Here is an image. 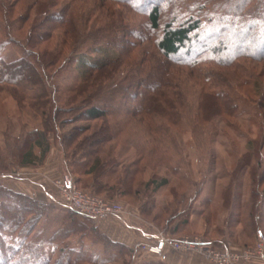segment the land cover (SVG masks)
I'll use <instances>...</instances> for the list:
<instances>
[{
	"label": "rangeland",
	"instance_id": "1",
	"mask_svg": "<svg viewBox=\"0 0 264 264\" xmlns=\"http://www.w3.org/2000/svg\"><path fill=\"white\" fill-rule=\"evenodd\" d=\"M36 1L0 0V26L2 25L6 29L0 31V38L6 37L5 31H8L9 27L18 26L12 22L14 17L16 19L21 18L22 23L25 25L19 32L14 30V33L19 39H26L30 26L35 24L33 23L35 20L42 17L36 14V7L34 6ZM45 1L49 3L51 0ZM59 1H64V4L60 6L51 5L52 9L57 10L66 7L70 8L68 12L73 9H76V12H74L72 18L66 12V19L70 22L68 26L71 29L69 35L67 33V35H64L65 28L63 26L57 27L55 29L56 34L50 41L55 43L57 39L67 37L68 42L80 44L79 54L77 55L79 57L76 63L80 72L89 70L93 65L103 61L117 58L121 54V45L108 46L107 41H103L102 44L95 43L101 30H104L103 36L105 38H111L108 39L109 42L112 39H118L121 43L120 40L131 39L132 31H135L137 36L143 37L146 33L144 29L147 20L146 11L151 5L156 2L164 4V21L171 18L173 13H177L178 7V5L170 4L171 0ZM70 3H72V6H70ZM106 10L110 12L108 11V13ZM26 13L27 15H25ZM40 20L42 22V18ZM40 22L39 25L32 26L35 32L33 36L41 34L47 26L57 24L56 19L50 22L43 21L41 24ZM161 33V30H157L154 36L150 37V40L141 44V47L127 52L128 57L124 59V62L122 61L121 66L117 67L119 79L138 76L139 73L135 72L136 69L133 65L140 61L139 58L142 56L146 61L145 64H142L144 68L146 64L147 66H154V61H147V58L148 56H160L156 52H152V49L155 48L152 41L160 37ZM257 36L254 45L247 43L253 51H258L261 47L259 42L264 39V32H260ZM204 39L205 36H201L199 40L202 43L206 40ZM235 41L234 38H231V46L224 51L225 56L233 51L232 47ZM6 42L5 47H0V58L14 61L23 57L33 62L37 67L40 60L39 56H27L15 42H9L8 40ZM51 42H42L40 46H52L51 48H53ZM88 43L95 47L86 48L85 46ZM200 46L197 43L192 47V50H196ZM70 52L71 50L65 49L63 53L69 54ZM23 67L17 71L14 69L15 75L22 72ZM38 69L42 81L34 84L35 87L28 92V95L31 94V98L24 95L22 99L23 95L21 93H18L20 96L18 97L7 90L0 91V181L13 191L48 204L47 209H45L46 213H44L38 225L33 228L31 234L28 235L29 241L32 240L33 244H38L39 249H42L43 253L46 254L50 252L54 245L63 246L61 240L51 241L50 238L59 228L68 229L71 226L69 222L73 216L68 213V210L73 208L63 201L56 184L59 179L69 176L78 190L95 195L105 201L119 203L122 206V212L119 215L127 216L135 212L139 214L143 219L142 223L146 224V228L156 231L154 237L148 239L147 243L154 242L160 236L176 239L198 237L210 243L213 248L230 250L234 255L245 250L253 251L256 253L255 257L252 261L250 259L248 263L264 264V248L259 250L257 246V233L258 230L264 231V219L253 223L250 216L251 210L258 213L260 207L264 210L263 200L259 199L257 201L252 196L253 183H251L252 170L250 169L251 165H254L253 168L257 169V174L260 175L258 160L262 161L263 166L261 168L264 167V59L254 61L250 57H245L237 59L232 65L216 66V64H210L207 67V75L210 76L207 85L214 90L225 92L231 99H234L233 104L237 103L239 110L232 115L225 114L214 117L209 123H206L203 129L201 127L197 129L195 120L199 96L203 88H206L203 84L205 75H202V79L197 74H190L187 68L173 67L171 71L174 79L173 83L164 92L166 97L170 98L169 100L176 99L185 103L186 110L179 111L182 114L178 113L179 117L182 118L180 122L184 121L183 126H172L171 119H168L165 115L152 121L154 130L156 124L160 122L164 125L168 124L167 129L170 133L161 131L157 132L155 136L159 135V140L163 141V145L166 144L165 147L170 149L169 154H172V160L169 159L167 161L169 163L162 164L159 162L160 156L158 154L154 156L157 163L155 160L144 161L147 165L139 171L134 179V190H138V193L133 192L127 195L120 194V191L113 192L109 188H102V183L100 184L97 179L95 182L94 174L85 173L88 169V161L82 156V151L79 150L80 147L84 148L81 144L83 136L91 135L94 130L102 126L103 121L86 119L81 113V109H73L69 113L62 114L64 118H71L72 121L60 128L57 127V131L49 133L50 149L42 163L19 165L18 155L22 152L24 140L27 138L26 134L34 129L44 128L43 121L45 117L42 112L45 108L40 107L43 106V100L49 101V103L46 102V105L43 103L45 106L51 104L50 107H52L58 104V107H63L59 101L57 102L56 94L51 91L52 78L49 77V72L42 63ZM52 70H54L53 67ZM185 73L188 76H185ZM66 75L67 72L62 77H66ZM68 80L71 82V79H65V82H69ZM246 80L248 81L246 82ZM27 82L22 85L23 88H30L31 85ZM104 84L107 85L105 86L107 89L112 88L108 86L110 80H107ZM44 90L49 91L48 97L45 93L43 94ZM41 91L42 97L37 95ZM34 93L36 95L32 99ZM173 106L178 105L173 104ZM119 118L121 117L119 116ZM149 121L144 120L143 122ZM79 126L89 127V129L76 137V143L67 146L60 136L64 133L76 136ZM138 128H141V126ZM121 129V135L115 141V159L109 157V162H112L111 167L103 172L100 177L101 182L109 181V179L119 174L128 158L135 153L132 143L138 140L137 138L144 137V133L138 132L135 127L128 125L126 128ZM205 129L209 132H205ZM169 135L171 141L174 139L178 143V151L176 147L171 149L170 141L168 142L167 139ZM248 152H255L254 155L249 156L251 157L249 168L244 165L246 163L244 157ZM152 159L154 158L152 157ZM179 160H183L186 164L183 165L184 162L180 164ZM177 163L179 168L175 171L171 166L173 164L177 165ZM156 174L159 177L167 176L169 182L153 191V186H146V184ZM111 182H114V178ZM263 186L264 183L259 187L257 185V188L262 190ZM7 200L11 202L10 199ZM152 202L154 203L153 207L150 206ZM18 204L24 205L22 202ZM30 208L32 209V205ZM143 209L144 214H142ZM184 210H187V212L184 213ZM182 211L183 215L181 216L180 212ZM25 214L27 219L32 216L28 212ZM67 214H69V217L64 221ZM81 214L88 219L83 221V219L76 218L79 222L83 221L86 224L83 231H81L83 234L73 233L66 240H71L69 244L71 246L84 247L89 250L92 256L98 257L102 262L100 264H159L157 262H163L167 259L166 254L168 251L182 256L197 254L210 264H216L196 251H175L169 248L164 256L148 254L143 249V243L133 252L124 248L120 251L119 246L106 243L100 234L101 232L107 235L105 232L107 228L103 222L110 221L114 217L112 214L103 216L100 219ZM171 217L173 221H169ZM13 235L16 236V233L0 232V238L2 236L11 238ZM15 244L17 245V243ZM236 248L239 250H236ZM86 264L91 263L87 262Z\"/></svg>",
	"mask_w": 264,
	"mask_h": 264
},
{
	"label": "trees",
	"instance_id": "2",
	"mask_svg": "<svg viewBox=\"0 0 264 264\" xmlns=\"http://www.w3.org/2000/svg\"><path fill=\"white\" fill-rule=\"evenodd\" d=\"M171 2L169 3L178 5V7L177 13H173L168 20H163V3L156 2L146 11L147 20L144 28L146 33L143 37L137 36L135 31H132L131 39H123L119 43V40L115 38L116 40L112 39L109 42L108 39L110 37L105 38L103 36L104 30H101L95 43L102 44L103 41H107L108 46L121 45V54L117 58L103 61L93 65L89 70L81 72L76 64L79 57L77 55L79 54L80 44L68 42L67 37H61L55 43L50 41V39L54 38L57 27L63 26L65 28L64 35L71 31L70 26H68L70 22L66 19V12L70 8L65 7L54 10L51 7V5H63L64 1L51 0L47 3L44 0H37L34 6L36 7V14L42 16H40L42 22H50L56 19L57 24L47 26L41 34L33 36L35 32L32 26L39 25L41 21V18H38L33 22L35 24L30 26L25 40L19 39L14 33V30L19 32L25 26L24 23H22L21 18L16 19L13 17V24L18 26L9 27L8 31H5L6 37L0 38V47H5L7 40L15 42L25 55L39 56L40 60L36 67L33 62L23 57L14 61L0 58V91L7 90L18 97H20L18 93H21L23 95L22 99L24 95L31 98V94L28 95V92L35 87L34 84L42 81V76L38 69L42 63L49 72V77L52 78L50 83L51 91L56 94L57 102L59 101L63 105V107H58V104L52 107H50L51 104L45 106L49 101L43 100V106L40 107L45 108L42 112L45 117L43 121L44 128L34 129L26 134L27 138L24 140L22 152L18 155L19 165L42 163L50 149L49 133L57 131V127L60 128L72 121L71 118H64L62 114L69 113L73 109H81V113L86 119L103 121L102 126L94 130L91 135L83 136L81 144L84 148L80 147L79 150L82 151V156L88 161V169L85 173L94 174L95 182L97 179L100 184L102 183V188H109L113 192L120 191L122 195L132 194L133 192L138 193V190H134V179L139 171L147 165L144 161L155 160L156 162L154 156L158 154L160 156L159 162L162 164L169 163L167 162L169 159L170 161L172 160V154H169L170 149L165 147L166 144L163 145V141L159 140V135L155 136L157 132H169L167 129L168 124L164 125V123L160 122L156 124L154 130L152 121L165 115L168 119H171L172 126H183L184 121L180 122L182 118L179 117V114H182L180 112L183 109L184 111L186 110L185 103L176 99L169 100L170 98H167L164 92L173 83L174 79L171 75L173 67L187 68L190 74H197L202 79V75H205L203 84L206 88H203L199 96L196 111L195 124L197 129H200V127L203 129L206 123H209L216 116L232 115L239 110L238 104H233L234 99H231L225 92L214 90L207 85L210 81V76L207 75V67L210 64H216V66L232 65L237 59L245 57H250L254 61L264 59V39L260 40L259 44L261 47L258 51H253L248 46V44L254 45L256 36H259L260 32H264V0H171ZM70 6H72V3H70ZM106 11L108 12L109 10ZM74 12H76V9L68 12L71 18L74 16ZM3 27L2 25L0 26V31L6 30ZM115 28L117 29V27ZM157 30H161L162 33L160 37L152 41L156 48V50L155 48L152 49V52H156L160 56H148L147 58V61H154V66H147L146 64L144 68L142 64H145L144 62L146 61L142 56L139 58L140 61L133 65L136 69L135 72L137 71L139 75L119 79L117 67L121 66L122 61L124 62V59L128 57L127 52L141 47V44L150 40V37L152 38ZM201 36H205L206 39L202 43L199 40ZM231 38L236 40L232 47L233 51L225 56L224 51L231 46ZM45 41L46 43L51 42L53 48H51L52 46H40ZM197 43L201 46L196 50H192V47ZM85 47L91 49L95 46H91V43H88ZM65 49L71 50V52L64 54ZM126 53L127 55H125ZM182 54L185 55L181 56ZM133 66L131 65V67ZM22 67L24 68L22 72L15 75L14 69L17 71L22 69ZM52 67L54 70H52ZM66 72V77H62ZM184 75L186 76L187 74L185 73ZM65 79H71V82L69 80V82H65ZM107 80H110V85L108 86H111V89L110 87L108 89L105 87L107 85L104 83ZM27 81L31 85L30 88H23L22 85H25ZM48 92L44 90L43 94L45 93L48 97ZM35 93L32 94L34 95L32 99H34ZM37 95L41 96L42 91ZM173 104L178 106L174 107ZM144 120L150 121L144 123ZM128 125L135 127L138 132L144 133V137L137 138L138 140L132 143L135 153L128 158L127 163L119 174L113 177L114 182H111L113 178L109 179V181L101 182L100 177L103 172L111 167L110 164L112 162H109V157L111 156V159H115V141L121 135V128H126ZM140 126L141 128H138ZM88 129L89 127L79 126L76 136L64 133L60 137L63 138L67 146H72V144L76 143V137H79L81 133L86 132ZM206 131L207 129H205ZM167 139L168 142L170 141L171 149L176 147L178 151V143L174 139L171 141L170 135ZM254 153L248 152L244 157L246 161L244 165H247L248 168L251 159L249 156L254 155ZM179 162L181 164L184 161L179 160ZM185 164L184 162L183 165ZM253 166L251 165L250 168L252 170L251 183H253L252 196L257 201L259 199L263 200L264 205V188L262 190L257 188V185L259 187V185L264 183V167L261 168L263 166L262 161L258 160L259 175L257 174V169L253 168ZM172 167L176 171L179 168V164H173ZM168 182L167 176L159 177L156 174L147 182L146 186L152 185V190L156 191L168 184ZM7 199H10L11 202H8ZM20 202L24 203V205L18 204ZM31 205L32 209L30 208ZM47 205V202L13 191L0 181V232L9 231L13 234L16 233V236L13 235L11 238L5 236L0 238V264L102 263L98 257L92 256L89 250L84 247L71 246L69 245L71 240H66L73 233L83 234L81 231L86 225L83 221L88 220L85 215L73 209L68 210V213L73 216L69 222L71 226L68 229L59 228L50 238L51 241L61 240L62 247L54 245L50 252L46 254L43 253L42 249H39L38 244H33L32 240H28V235L31 234L33 228L38 225L40 219L46 213ZM150 206L153 207L154 203H150ZM259 209V213L253 210L250 212L253 223L264 219V210L261 207ZM26 212L32 214L29 219L25 217ZM186 212L187 210H184V213ZM142 214H144V209ZM180 215H183V211L180 212ZM67 217H69V214L65 216L64 221L67 220ZM76 218L83 219V221L79 222ZM170 220L173 221L172 217ZM100 234L106 243L119 246L120 251L123 248L128 249L130 252L135 251V249L121 242L112 240L104 233L100 232ZM157 263L166 264L164 261Z\"/></svg>",
	"mask_w": 264,
	"mask_h": 264
},
{
	"label": "built area",
	"instance_id": "3",
	"mask_svg": "<svg viewBox=\"0 0 264 264\" xmlns=\"http://www.w3.org/2000/svg\"><path fill=\"white\" fill-rule=\"evenodd\" d=\"M56 184L63 201L80 213L100 219L108 214L114 216L122 212V206L119 203L105 201L95 195L78 190L69 176H64L62 179H59ZM257 236L258 249L263 250V232L258 230ZM143 244V249L148 254L164 256L166 250L169 248L175 251H196L216 264H249V260L251 259L252 261L256 254L253 251L245 250L243 252H237L234 255L230 250L215 249L210 243L198 237L176 239L160 236L154 242H145Z\"/></svg>",
	"mask_w": 264,
	"mask_h": 264
},
{
	"label": "crops",
	"instance_id": "4",
	"mask_svg": "<svg viewBox=\"0 0 264 264\" xmlns=\"http://www.w3.org/2000/svg\"><path fill=\"white\" fill-rule=\"evenodd\" d=\"M46 193V192H45ZM142 217L137 214L114 215L105 224V232L114 241L121 242L133 249H138L141 243L147 242L148 239L154 237L156 231L146 228V224L142 223ZM100 224V223H99ZM102 226V225H101ZM236 250H239L236 248ZM181 254V253H180ZM166 264H208L202 256L197 254H187V256L179 255L178 253L168 251ZM210 264V263H209Z\"/></svg>",
	"mask_w": 264,
	"mask_h": 264
}]
</instances>
